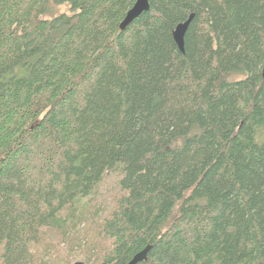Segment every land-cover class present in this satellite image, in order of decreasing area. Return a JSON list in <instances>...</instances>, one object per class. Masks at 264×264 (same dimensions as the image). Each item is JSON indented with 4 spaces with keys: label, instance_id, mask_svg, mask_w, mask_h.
Listing matches in <instances>:
<instances>
[{
    "label": "trees",
    "instance_id": "trees-1",
    "mask_svg": "<svg viewBox=\"0 0 264 264\" xmlns=\"http://www.w3.org/2000/svg\"><path fill=\"white\" fill-rule=\"evenodd\" d=\"M135 1L0 0V264H264V0Z\"/></svg>",
    "mask_w": 264,
    "mask_h": 264
},
{
    "label": "water",
    "instance_id": "water-1",
    "mask_svg": "<svg viewBox=\"0 0 264 264\" xmlns=\"http://www.w3.org/2000/svg\"><path fill=\"white\" fill-rule=\"evenodd\" d=\"M149 0H136L132 8L126 13L123 21L120 24V30H124L127 25H129L134 19L139 17L143 12L148 11L149 9ZM193 18V15H189L186 21L179 23L173 30L172 36L175 44L177 45L181 53L183 50V40L184 35L189 27V24ZM262 75L264 76V66L262 69ZM150 246L145 247L141 252L134 255L131 261L127 264H143L147 261V254L149 252ZM74 264H84L81 262H76Z\"/></svg>",
    "mask_w": 264,
    "mask_h": 264
},
{
    "label": "rangeland",
    "instance_id": "rangeland-1",
    "mask_svg": "<svg viewBox=\"0 0 264 264\" xmlns=\"http://www.w3.org/2000/svg\"><path fill=\"white\" fill-rule=\"evenodd\" d=\"M56 13H67L68 14V7L67 6L58 7L56 9ZM120 180H121V174L119 170H115L108 174V177L105 180H103L97 194L92 199L91 213H93L96 210L97 211L104 210L111 206L112 198L116 196L118 193V183ZM73 254L76 257L75 259L76 261L82 262L83 256L81 253H78V249H75L73 251ZM49 258L54 259V255L51 254V252L46 253L44 256L45 261H47ZM57 258L55 261L56 263H57Z\"/></svg>",
    "mask_w": 264,
    "mask_h": 264
},
{
    "label": "bare ground",
    "instance_id": "bare-ground-1",
    "mask_svg": "<svg viewBox=\"0 0 264 264\" xmlns=\"http://www.w3.org/2000/svg\"><path fill=\"white\" fill-rule=\"evenodd\" d=\"M263 66H264V65H263ZM137 254H138V253H137ZM130 261H131V260H130ZM130 261H129V262H130ZM129 262H128V263H129ZM75 263H76V262H75ZM81 263H83V262H81ZM73 264H74V263H73ZM84 264H85V263H84ZM102 264H107V263H102Z\"/></svg>",
    "mask_w": 264,
    "mask_h": 264
}]
</instances>
